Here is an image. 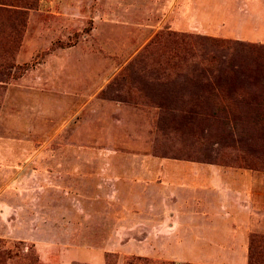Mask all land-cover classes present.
<instances>
[{
    "label": "rangeland",
    "instance_id": "obj_1",
    "mask_svg": "<svg viewBox=\"0 0 264 264\" xmlns=\"http://www.w3.org/2000/svg\"><path fill=\"white\" fill-rule=\"evenodd\" d=\"M3 140L7 154H146L264 172V0H0ZM1 162L0 264H123L114 244L37 226L48 212L10 193L24 179ZM179 245L144 258L233 261L214 245Z\"/></svg>",
    "mask_w": 264,
    "mask_h": 264
},
{
    "label": "crops",
    "instance_id": "obj_2",
    "mask_svg": "<svg viewBox=\"0 0 264 264\" xmlns=\"http://www.w3.org/2000/svg\"><path fill=\"white\" fill-rule=\"evenodd\" d=\"M3 141L1 163H14L24 179L10 193L31 196L48 212L36 225L63 227L71 242L111 243L122 258L154 257L169 242L207 243L232 264H247L249 236L264 235L263 171L146 154L44 156L24 148L8 155Z\"/></svg>",
    "mask_w": 264,
    "mask_h": 264
},
{
    "label": "trees",
    "instance_id": "obj_3",
    "mask_svg": "<svg viewBox=\"0 0 264 264\" xmlns=\"http://www.w3.org/2000/svg\"><path fill=\"white\" fill-rule=\"evenodd\" d=\"M215 46H221L223 48H231L230 46L238 45L239 47H244L245 45L239 43H231L226 41H216L210 40ZM260 235L254 234L250 235L247 244V264H264V259L258 257V251L264 248V237H259ZM264 236V235H261ZM108 257V256H107ZM123 264H175L172 262H159L154 261L144 257H124Z\"/></svg>",
    "mask_w": 264,
    "mask_h": 264
}]
</instances>
